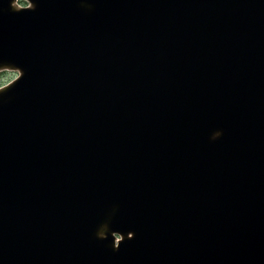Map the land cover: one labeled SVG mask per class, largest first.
<instances>
[{"label": "water", "instance_id": "95a60500", "mask_svg": "<svg viewBox=\"0 0 264 264\" xmlns=\"http://www.w3.org/2000/svg\"><path fill=\"white\" fill-rule=\"evenodd\" d=\"M12 1L0 264H264V0Z\"/></svg>", "mask_w": 264, "mask_h": 264}, {"label": "rangeland", "instance_id": "374dc122", "mask_svg": "<svg viewBox=\"0 0 264 264\" xmlns=\"http://www.w3.org/2000/svg\"><path fill=\"white\" fill-rule=\"evenodd\" d=\"M23 3V2H21ZM17 71L14 70H3L0 72V84H3L4 82L8 81L9 79L13 78L17 75Z\"/></svg>", "mask_w": 264, "mask_h": 264}]
</instances>
